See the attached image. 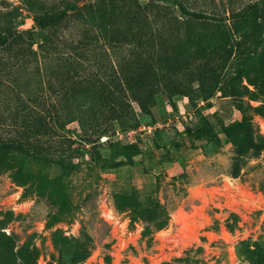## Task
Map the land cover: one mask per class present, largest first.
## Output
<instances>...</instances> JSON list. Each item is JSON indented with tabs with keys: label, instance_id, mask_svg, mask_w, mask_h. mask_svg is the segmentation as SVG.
<instances>
[{
	"label": "rangeland",
	"instance_id": "obj_1",
	"mask_svg": "<svg viewBox=\"0 0 264 264\" xmlns=\"http://www.w3.org/2000/svg\"><path fill=\"white\" fill-rule=\"evenodd\" d=\"M66 1L0 0V34ZM172 1L75 0L0 83V133L47 149L0 151V264H264V19L186 0L219 20L173 27Z\"/></svg>",
	"mask_w": 264,
	"mask_h": 264
},
{
	"label": "trees",
	"instance_id": "obj_2",
	"mask_svg": "<svg viewBox=\"0 0 264 264\" xmlns=\"http://www.w3.org/2000/svg\"><path fill=\"white\" fill-rule=\"evenodd\" d=\"M230 6V5H229ZM227 11L230 12V18L235 19L239 17H246L248 15L258 14L264 19V0H248L242 7L235 9V7H229ZM79 10V5L75 0H67L64 6H61L57 15L40 19L37 21V26L29 29H9L5 33L0 34V49L6 51L0 57V83L8 84L9 81L18 82L20 78L18 73L23 69L31 68L33 58L37 56L36 51L32 47V39L34 35L39 31H46L52 36V40L43 38L40 46L43 50V60L45 65L50 64L54 55L48 50L51 49V45H55L60 40V30L64 27V23L72 19L73 15ZM157 16H161L169 26H194L195 21H200L201 18L209 19L210 21H218L217 16L209 13V17H203L202 13L197 11H191L186 5V0H173L169 3L159 5ZM211 9H209L210 12ZM62 38V37H61ZM63 42V39H62ZM50 46L49 48H47ZM3 74L6 79H3ZM11 74H14V78ZM12 79V80H11ZM20 115L14 114L10 116V127L12 131L10 133H0V151L4 149L13 150H32L33 154L37 157H42L46 154V148L37 139H29L24 136L22 131H18V120ZM237 123L236 126H240ZM103 124H98V127H102ZM86 140H91L90 134L86 135ZM33 138V137H32ZM68 142L73 143L72 139H66ZM74 155L70 158V162L63 167L68 172L75 171L78 168V164L73 160ZM12 257L14 254L12 253Z\"/></svg>",
	"mask_w": 264,
	"mask_h": 264
}]
</instances>
